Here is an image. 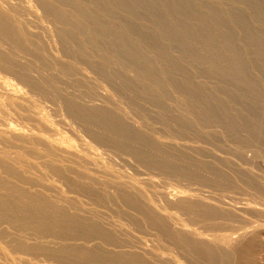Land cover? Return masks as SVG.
Instances as JSON below:
<instances>
[{
    "label": "bare ground",
    "instance_id": "obj_1",
    "mask_svg": "<svg viewBox=\"0 0 264 264\" xmlns=\"http://www.w3.org/2000/svg\"><path fill=\"white\" fill-rule=\"evenodd\" d=\"M31 1L33 7H30V4L28 6V2L25 0H0V40L5 41V44L8 42L11 46V48L8 45L5 46L8 47L7 50L0 41V68L1 71L5 70V73L8 71L10 75L14 74L13 80H17L11 84L0 81V254L5 259V262L0 260V264H12L8 262V259L14 263L18 261V264H179L181 262L180 260L176 263L178 259L170 257L171 254L160 252L158 249L155 251L156 247H154L155 249L152 247L153 250L148 248L145 246L142 236V240L139 239L137 242L139 249L126 248L127 242H131L132 239L129 240V238V241L126 239V242L127 236L124 235V238L123 234L129 235L128 231L131 230H127L128 227L126 228L121 222H107V225L102 227L92 221L94 218H107L108 211L111 209L106 210L103 209L106 206H102L97 211L91 207L93 206L91 204H89L91 206H84L82 200H79L75 194L77 191L87 194L91 199L95 198L94 200L97 199V201L101 199L102 201H99L102 202L101 204L106 201L103 194L111 192L114 194L112 196L109 193L111 197L118 195L123 199V202L125 201V204L135 205L133 208L139 211L137 215L140 213L144 216L145 218H142L147 219L150 226H153L167 243L174 244L172 246L176 245L180 252L188 254L194 264H230L229 258L232 251L242 255L247 254L249 250H252L251 248L254 249L256 246L254 244L261 242V236L264 235L263 207L255 203L239 201L236 195L212 196L204 194L200 190L188 189L170 193L159 179L148 174L140 173L138 177H134L122 173L124 176L119 177L115 174L118 171L109 170L103 166L104 164L101 165L102 162H97L98 158L96 160L93 156L89 158L90 152L87 154L88 157L86 155L85 157L81 155L82 151L79 152L81 149L76 152L69 149L68 145L69 148L65 146L66 141H63L64 144L62 143L61 133L57 131L58 127L56 126L61 127V132L63 131L72 138L74 136L73 140L78 138L87 141L86 144H89L91 148H83L84 151L87 148H89L88 150L94 148L95 154L103 155V152L95 147L86 135L76 130L74 122L77 123L76 125L79 124L78 126L81 125L83 131L97 143H117L132 156L144 162L155 161L159 163L160 167L170 171L185 172L216 188L232 190L236 186L229 182L227 168L234 167L231 165H235L234 160L229 162L225 158L226 156L223 155V157L215 150L213 152L212 149L210 150L203 144L200 145L199 142H207L209 138L210 140L212 138L214 142L215 140L219 142L220 139L215 138L220 137L221 133L233 141L240 142L237 144L253 143L264 149V92L259 91V88H262L260 85H264V76L259 75V77L253 78L252 72H247L242 68V63L252 62L251 64L256 63L255 66L258 63L261 65L260 67L264 64V59L259 58H264L263 0ZM242 4L249 8L251 15L255 18L253 20L257 21L256 27L250 26L253 25L250 24V20H252H249L250 15L246 17L249 22L239 14L238 10L240 9L238 8ZM248 8L246 9L248 10ZM38 9L40 13L37 11ZM20 11H24V13L28 11L33 14L34 19L23 17V12L21 14ZM39 18L46 19L52 26H57L61 32L70 35L82 47L87 37L84 34L86 30L83 29L82 23L97 25V29L101 33L104 32L108 38L106 41H109L111 56L102 55L100 56L102 57L101 61L100 59H98L99 61L88 59L89 55L87 59H84L93 75L79 68H75V71L71 68L73 72L68 70L69 62L66 63L61 59L65 53L61 57L58 55L60 58L56 57L53 60L59 68H50L47 59L42 56L43 53L40 51V42H37V36L44 32L37 35V29L35 28L36 31H34L35 29H32L34 26L30 27V21L34 22ZM108 19L112 20L114 24H105ZM92 28L93 30L89 31H95L94 27ZM51 30L53 31V29ZM57 34L55 35L58 36ZM39 38L41 39V36ZM57 40L62 45V37L61 40L59 37ZM97 42L99 44V40ZM93 43L96 44L94 41ZM63 44L65 45V43ZM88 45L90 47L91 44L88 43ZM43 46L41 45L42 48H44ZM62 47L64 46L62 45ZM97 51H100L99 48L96 49ZM100 54L102 53L100 52ZM50 55L53 56L52 53ZM244 56H256V59L253 61L242 59L241 57ZM117 58L126 60L137 73L134 75L129 71L126 74L120 72L127 84L120 83L121 87L122 85L123 87L128 86L131 89V94L133 91L135 96L137 95V99H141L140 105L142 104L150 110L158 109V118L161 112L166 114L169 117L165 115L168 121L170 119L175 125L177 124V127L184 131V135L187 137L192 140L196 139L197 141H194L197 142L196 144L186 141L176 147L172 142H158L152 136L140 131L138 119L137 122L128 119L123 108L117 103L119 99L117 102L116 100L112 101L110 93L107 92L106 85L103 83L106 81L111 88L115 87L114 84H119L114 80L121 76L117 75L118 78H114V76L119 73L120 67L117 68L119 70L117 73H115L116 69L114 72L111 69V74L115 73L112 75L114 78L112 80L109 76L110 70L107 69V71L103 64L106 61L108 62L107 66L112 63L116 64ZM250 59L252 58L250 57ZM34 60L39 61L43 68L44 66L49 68L39 70L40 67L37 62L36 66L34 65ZM127 62L125 63L127 64ZM32 63L33 65H31ZM82 64L84 63L82 62ZM187 68L194 69L195 72L199 70L202 73L200 75H208V77L217 72L223 75V71L225 74L229 71L230 73L234 72L231 75L234 74L233 79L238 78V81L234 80L237 82L235 85L239 86L230 87L232 82H228L230 83L228 85L226 81L225 84V78H222L224 84L218 83V78L211 79L210 81H213L211 85L202 84L200 81H196L197 79L193 80L192 71L189 73ZM63 70L66 71L63 72ZM66 74L69 77L73 76L76 84L78 82L79 85H84L82 87L85 90L71 93L64 88L62 90L59 88L60 86L56 87L57 85H52L53 87L49 88V85L51 86L54 82L56 84V81L69 84L68 80L72 81L73 79H68ZM0 75L3 77L2 73ZM140 75L149 79L139 78ZM172 75L176 77L172 78ZM9 81L11 82V80ZM118 86L120 87V85ZM126 87L125 89L130 92ZM29 93L32 94L30 96L34 94L43 96L51 93L49 95L54 94L56 98L62 100V103H58L54 98L50 99L54 114L52 123H55L56 129L52 123H49L53 119L46 121L45 118L48 116L45 113L35 108V110L41 111V115L42 113L45 115L43 118L40 113L38 114V111L36 112L32 108L35 105L31 106L30 102L33 101H30L32 97H29ZM124 94L121 93V97L125 101L123 97L131 94ZM118 97L120 98V96ZM35 98L32 100L35 101ZM133 99L136 98L133 97ZM45 104L47 105L46 102ZM132 104L134 106L138 103L133 101ZM136 105L134 107L138 108L139 106ZM49 107L52 109L51 106ZM144 107L139 110L141 111ZM144 111L148 113V111ZM149 112L152 116L148 115L152 119L154 113ZM119 115L125 116L121 120ZM156 116L154 118L158 120ZM141 124L147 125L144 122ZM169 124L170 126L174 125L173 123L167 125L169 126ZM154 127L149 124V129L153 132H158L161 126L155 124ZM63 139L65 140L64 137ZM232 140L231 142H233ZM77 143L81 145L80 142ZM175 147L178 149H173ZM220 151H223L222 148ZM205 154L208 158H204ZM214 162L222 164L225 168L216 166ZM237 171L244 186L252 187L256 192L264 195V174H256L252 169H237ZM145 186L153 188V190L156 189L155 194L157 195L158 192L159 198L163 196L166 202L173 205L167 204L169 208L175 206V209L177 207L186 212L192 219L191 222L200 219L203 223L229 224L235 220L234 210L246 211L248 209L260 214L262 219L249 220L232 231L206 233L183 222L181 217L179 218V214L177 216L175 213L166 212L165 208L162 210L165 204L164 206L159 205V200L155 203L156 201L154 202L152 198H147L148 196L144 195L143 187L145 188ZM146 189L145 193H148L149 189ZM150 193L153 194L151 190ZM154 200L157 199L154 197ZM63 201L77 202V205L80 204V208H77L74 215L69 214L65 210L66 203ZM159 206H162V209L158 208ZM111 208L114 209V207ZM168 209L167 211H169ZM137 215L135 216L138 218ZM135 220L137 219H133L134 222ZM140 220L141 218L139 222ZM26 229L29 231L23 232ZM34 230L38 232L35 233ZM110 230L123 233L124 239L122 237L119 239L122 238L125 242L122 239L121 241L126 244L121 242L123 245L121 243L120 245L116 242L115 245L112 242V237L108 235ZM133 233L135 232L130 235L132 236ZM137 237L139 238V236ZM132 238L134 239V237ZM104 243L113 246L110 251L105 249L109 246ZM5 245L9 246L15 254H11ZM134 249L140 250V252H136L137 250ZM141 252L148 254V261L145 260L146 258L144 259L145 256L140 255ZM41 254L43 256H40Z\"/></svg>",
    "mask_w": 264,
    "mask_h": 264
},
{
    "label": "rangeland",
    "instance_id": "obj_2",
    "mask_svg": "<svg viewBox=\"0 0 264 264\" xmlns=\"http://www.w3.org/2000/svg\"><path fill=\"white\" fill-rule=\"evenodd\" d=\"M25 1H27L28 3H27V5L29 6V4H30V7H33V5L31 4L32 3V1L31 0H25ZM31 2V3H30ZM263 4H264V0H263ZM244 6V9H242V7ZM246 8H248V7H246L245 6V4H242V5H239V8L238 9H240L241 11H243V10H245L246 12H241L240 10H238V12H239V14H241V15H243V17H248L249 15V20L250 19H252V20H248V18H246V20H248L249 22H250V24H253V25H250V26H254V27H256V25L258 24L257 23V21L256 20H253V19H255L251 14V12L249 11V8H248V10L246 9ZM39 13H40V11H39V9L37 10ZM36 11V12H37ZM22 12H23V14H22ZM37 12V13H38ZM247 12H249V13H247ZM20 13L23 15V17H26L27 19H29V17L30 18H32V19H34V17H33V14H31V13H28V11L27 12H25L24 13V11H20ZM19 13V14H20ZM26 13H28V14H26ZM38 13V14H39ZM21 14H20V16H21ZM25 14V15H24ZM40 15V14H39ZM22 17V16H21ZM40 21L39 23H37L38 21ZM36 21H34L33 22V20L32 21H30L31 22V25H30V27L33 25L34 27H32V29H37V31H36V29L34 30V31H36L37 32V35H38V33H41L42 31L45 33V35H44V33L43 34H39L37 37H38V39H37V42L39 43L40 42V44H39V47H40V51L43 53L42 54V56H44V58H46L47 59V61H48V63H49V67L50 68H59L57 65H56V62H53V60L56 58V57H61L62 55H64L63 53H65V55H64V57L62 56L61 57V59H63L66 63L67 62H69L68 64H69V69L68 70H70V71H75L76 69H81V70H83L84 72L86 71V72H88V74H90V75H93L92 74V72H90L91 71V69L90 68H88L89 66H88V64L85 62V60L84 59H87L88 58V55H89V58L88 59H96L97 61H99L98 59H100V61L102 60L101 58L102 57H100V56H111V52H110V48H109V41H106V40H108V38L106 37V34L103 32V33H101V31H99L98 29H97V25H91V23H86V22H84V23H82V27H83V29H85L86 30V32H84V34H86V36L87 37H89V38H87L86 37V42H85V44L83 45V47L82 46H79V44L77 43V42H75V40L74 39H72V37L70 36V35H68L67 33H65V32H61V30L59 29V28H57V26H55V25H53L54 27H55V29H54V27L51 25V23L49 24L48 23V21L46 20V19H44L43 20V18H39V19H37ZM110 19H108L107 21H106V23L105 24H114L113 22H112V20H110ZM105 21H103V22H105ZM247 21V22H248ZM252 21H253V23H252ZM256 21V22H255ZM33 22V23H32ZM257 23V24H256ZM41 26H40V25ZM256 24V25H255ZM37 27H36V26ZM39 25V26H38ZM49 25H51L50 27H49ZM88 25V26H87ZM90 25V26H89ZM86 26V27H85ZM91 27V28H90ZM92 27H94V30L95 31H89V30H93V28ZM42 29V30H40V29ZM49 28H51V29H53V31L51 30V29H49ZM87 28V29H86ZM89 28V29H88ZM39 30H40V32H39ZM49 30V31H48ZM54 30H56L55 32H54ZM84 30V31H85ZM51 32V33H50ZM54 32V33H53ZM92 32H93V34H92ZM100 32V33H99ZM58 33V34H57ZM60 33V34H59ZM95 33H97L96 35H95ZM53 34L54 36H51V35ZM55 34H57L58 36H56ZM63 34V35H62ZM66 34V35H65ZM91 34V35H90ZM99 34H100V36H99ZM49 35V36H48ZM90 35V36H89ZM93 35V36H92ZM103 35H105V37H102ZM39 36H41V39L39 38ZM44 37V38H43ZM52 39H51V38ZM58 37H59V39L61 40V37H62V45L64 46V47H62V45H61V43H59L60 41L59 40H57L58 39ZM98 37V39H96ZM101 37V38H100ZM42 38H43V40H42ZM48 38V39H47ZM65 38V39H64ZM93 38H94V40H93ZM105 38V39H104ZM47 39V40H46ZM90 39V40H89ZM91 39H92V41H91ZM95 39H96V41H95ZM101 39H103V40H101ZM46 42H45V41ZM50 40V41H49ZM73 40V41H72ZM88 40V41H87ZM99 40V44H98V41ZM101 40V41H100ZM1 41V44H2V46L5 48V49H7L8 50V47H10L11 48V46H10V44L8 43V42H6V44H5V41H3V40H0ZM41 41H43V42H41ZM55 41V42H54ZM65 41V42H64ZM69 41V42H68ZM93 41L94 42H96V44H94L93 43ZM74 42V43H73ZM93 44H92V43ZM42 43V44H41ZM45 43H46V45H45ZM63 43H65V45L63 44ZM88 43L89 44H91L90 45V47H89V45H88ZM105 43H108V44H106L105 45ZM3 44H5V45H3ZM49 44H51V45H49ZM101 44V45H100ZM103 44V45H102ZM8 45V47L6 48L5 46H7ZM41 45L44 47V48H42L41 47ZM54 45V46H53ZM87 45V46H86ZM48 46V47H47ZM51 46V47H50ZM92 46H94V47H92ZM105 46V47H104ZM52 48V49H51ZM63 49V51H62V49ZM64 48H65V50H64ZM82 48H84V49H82ZM99 48V50L100 51H97L96 52V49H98ZM109 48V49H108ZM55 49V50H54ZM57 49V50H56ZM82 49V50H81ZM94 49H95V51H94ZM105 49V50H104ZM50 50H52L51 52H50ZM72 50V51H71ZM74 50V51H73ZM90 50V51H89ZM94 52H93V51ZM50 53H49V52ZM54 51H55V54H54ZM102 53V54H100L99 55V53ZM52 53V55L53 56H51L50 54ZM71 53V54H70ZM105 53H108V54H110V55H108V54H105ZM48 54H49V56H48ZM98 54V55H97ZM47 55V56H46ZM59 55V56H58ZM81 55V56H80ZM84 56V57H83ZM97 56H99L98 58H97ZM48 57H50V58H48ZM59 57V58H60ZM92 57V58H91ZM250 57L252 58V59H250ZM29 58H31V57H29ZM51 58H53L52 60H50ZM242 59L244 58V59H246V60H250V61H253L254 59H256V56H244V57H241ZM258 58V57H257ZM259 58H261V59H264V58H262V57H259ZM66 59V60H65ZM50 60V61H49ZM80 60V61H79ZM104 60V59H103ZM118 60V61H117ZM117 63L116 64H111L110 62H109V64H111V65H114V66H111V65H109V66H107L108 64H106V63H108L107 61L105 62V63H103L104 64V66H105V68H106V70L108 69V70H110L109 71V76L111 77V79L112 80H114V78L115 77H117V75H118V77L119 76H121L120 78H118V79H116L115 78V83H119V84H114V86L118 89H116L114 86H112V87H114V88H111L109 85V83H107L106 81H104L103 83L106 85V90H107V92L108 93H110L109 94V96L111 97V100L112 101H115L116 100V102L118 101V99H119V101L117 102L122 108H123V110H124V112H125V115H127V117H128V119L130 118V119H133L135 122H137V119L139 120L138 121V124L140 125L139 126V129H140V131L141 132H143V133H145V134H148V135H150V136H152L155 140H157L158 142H163V143H174L175 145H176V147L177 146H180L181 144L180 143H185L186 141H187V143H191V144H196L197 142H194V141H197L196 139H191V138H189V137H187L186 135H184V131H181L178 127H177V124L175 125V123L172 121H170V119H169V121H168V119H167V115L166 114H162V112L160 113V117H162V118H158V116H159V111H157L158 109H149L148 107H144L142 104V106L140 105V101H141V99L140 98H138L137 99V95L135 96V93L132 91V94H134V95H132L131 94V89L127 86H124L123 87V85H125L126 83H125V81H124V78H122V75H121V73L120 72H124L125 74L126 73H131V74H134V75H136L137 73L133 70V68H131V66H130V64L126 61V60H122L121 58L119 59V58H117L116 60H115ZM120 61H122V62H120ZM36 62L37 61H33V63H34V65L36 66ZM51 62V63H50ZM77 62H79V63H77ZM82 62L84 63V64H82ZM125 62H127V64L125 63ZM33 63L31 64V65H33ZM38 64L37 65H39L38 67H40L39 68V70H42V69H48L49 67H47V66H44V68H43V65L41 64V63H39V61L37 62ZM121 63V64H120ZM123 63V64H122ZM252 63V62H251ZM251 63H242V68H244V70H247V72L249 71L250 73H249V76L251 75L253 78H257V77H259V75H262V76H264V64H262V67H260L261 65H258V63H257V66H255V64L256 63H253V64H251ZM52 64H54V65H52ZM79 66H78V65ZM106 64V65H105ZM120 64V65H119ZM245 64V65H244ZM73 65V66H72ZM127 65V66H126ZM250 65H252V66H250ZM52 66V67H51ZM117 66V67H116ZM129 66V67H128ZM250 66V67H249ZM74 67V68H73ZM82 67V68H81ZM108 67V68H107ZM112 67H114V68H112ZM116 67V68H115ZM120 67V68H119ZM255 67V68H254ZM42 68V69H41ZM71 68H72V70H71ZM76 68V69H75ZM117 68H119L120 69V71L117 69ZM121 68H123L122 70H121ZM193 68L196 70V68L193 66ZM193 68H191V69H193ZM254 68V69H253ZM258 68V69H257ZM260 68H261V71H260ZM75 69V70H74ZM111 69L113 70V72L115 71L114 69H116V71H115V73H117V70L119 71V73H117L116 74V76H114V78H112L113 76V74L115 75V73H113V74H111L112 73V71H111ZM187 69H189L188 71H189V73H190V71H192L191 72V76L193 77V80H196V81H200V83H202V84H205V85H211L212 83L211 82H213V81H210L211 79L213 80L214 78H218L219 79V82L218 83H223V81H222V78L224 79L225 78V80H224V83L226 82L228 85H230V83H228V82H232L231 83V85H230V87H234L235 88V86H239V85H235V83H237L236 81H238V78H234L233 79V77H234V74L233 75H231L232 73H234V72H231L230 73V71L229 72H226V74H225V72L223 71V73H224V75L223 74H221V73H219V72H217L216 74H215V76H214V74H211L209 77H208V75H203L204 76V79H203V76L202 75H200V74H202L198 69V71L200 72H198V71H196L195 72V70L193 69V70H190V68H187ZM2 69L0 68V71H1ZM67 70V71H68ZM107 70V71H108ZM5 70H3V71H1L0 72V74L2 73V75H3V77L0 75V81L1 82H6V83H14V81L15 82H17V80L16 79H14L13 80V78H15V75L11 72V74H13V75H10V72H8V71H6V73L4 72ZM66 70H63V72H65ZM69 71V72H70ZM72 71V72H73ZM129 71V72H128ZM194 72V73H193ZM259 72V73H258ZM7 73H9V74H7ZM71 73V72H70ZM108 73V72H107ZM194 75H193V74ZM230 73V74H229ZM261 73V74H260ZM6 74V75H5ZM131 74H129V75H131ZM227 74H228V76H227ZM176 75V74H175ZM220 75V76H219ZM223 75V76H222ZM225 75H226V77H225ZM229 75H230V77H229ZM247 75H248V73H247ZM5 76H6V78H5ZM11 76V77H10ZM14 76V77H13ZM66 76H67V78L69 77V75H67L66 74ZM71 76V75H70ZM177 76V75H176ZM176 76H173L172 75V78H175ZM205 76H206V78H205ZM217 76V77H216ZM222 76V77H221ZM250 76V77H251ZM255 76V77H254ZM221 77V78H220ZM236 77V76H235ZM251 77V78H252ZM9 78V79H8ZM11 78V79H10ZM73 79V76L72 77H69L68 79ZM122 78V79H121ZM139 78H144V79H146L147 77H145V76H142V75H140L139 76ZM201 78V79H200ZM210 78V79H209ZM5 79V80H4ZM121 79V80H120ZM147 79H149V78H147ZM146 79V80H147ZM233 79V80H232ZM9 80H11V82L9 81ZM74 80V79H73ZM72 80V81H73ZM122 80H123V82H122ZM8 81V82H7ZM72 81L71 80H68V83L69 84H62V82L61 83H59L58 81H56V84H54V83H52L51 84V86L49 85V88L50 87H53L52 85H57L56 87H59V88H62V90H63V88H64V90H66V91H68V92H77V91H84L85 90V88H83L82 86H84V85H79L80 83H78L77 81V84L75 83V80L73 81V83H72ZM113 81V82H114ZM134 81V80H133ZM149 81V80H148ZM202 81V82H201ZM209 81V82H208ZM241 81V80H240ZM72 83V84H71ZM123 83V85H122V87H121V84ZM223 83V84H224ZM225 83V84H226ZM233 83H234V85H233ZM239 83V82H238ZM109 84V85H108ZM214 84V83H213ZM239 84H241V82L239 83ZM73 85V86H72ZM118 85H120V87L118 86ZM127 85V84H126ZM118 86V87H117ZM153 86V85H152ZM262 88H259L260 90L259 91H261V92H264V85H260ZM78 87H82L81 89L80 88H78ZM125 87L126 88H129V90H130V92L128 91V89L126 90L125 89ZM67 88V89H66ZM121 88V89H120ZM123 88V89H122ZM79 89V90H78ZM112 89H113V91H112ZM125 89V90H124ZM71 90V91H70ZM115 90H116V92H119V90H120V92L119 93H116L115 92ZM121 90H124L123 92L124 93H128V95L129 94H131L130 96H127L126 94H124ZM114 92V93H113ZM121 93H122V95L124 94V95H126L125 97H123V98H125V101H124V99H122V95H121ZM49 94H51V93H49ZM47 95V94H45V95H43V96H38V95H36V94H34L33 96H30V95H32V94H30L29 93V97H32V98H30L31 100L30 101H33V102H30V104H31V106L33 105H35V107H32L34 110H35V108H38L39 110H41L43 113H45V115L46 116H48V118L46 117L45 118V120L46 121H48V120H50V119H53V121L51 120L49 123H52V122H54V114H53V106H52V102H51V100L50 99H52V98H54V100L55 101H57L58 103H62V100L60 99V98H56L55 96H54V94H52L53 95V97H52V95ZM38 96V97H36V96ZM47 95V96H46ZM114 95V96H113ZM116 95H117V97L118 96H120V98L118 97H116ZM45 96V97H44ZM36 97V98H35ZM47 97H50V98H47ZM132 97V98H131ZM133 97L134 98H136V99H133ZM33 98H35V101L34 100H32ZM37 98H39L38 100H37ZM40 98H41V100H40ZM46 98V99H45ZM116 98V99H115ZM131 98V99H130ZM133 99V100H132ZM45 100V101H44ZM49 100V101H48ZM131 100H132V102L133 101H137V103L139 104H135L136 106H139L138 108L136 107H134L133 106V104H132V102H131ZM40 101H41V103H40ZM42 101H44V102H42ZM139 101V102H138ZM45 102L47 103V105L45 104ZM33 103V104H32ZM34 103H36V104H34ZM135 103V102H134ZM41 104V105H40ZM45 104V105H44ZM44 105V106H43ZM49 106H51V108L52 109H50V107ZM134 108H133V107ZM43 107V108H42ZM45 107V108H44ZM141 107H144V109H142L141 111L139 110ZM173 107H175V106H173ZM173 107H172V109H173ZM146 108V109H145ZM149 109V111H151V113H156L155 115L153 114V117H152V119L150 118L151 116H152V114H149L150 112L148 111V109ZM171 108V107H170ZM38 109H36L35 111L37 112L38 111ZM179 110H180V108H178ZM144 110H146V111H148V113L147 112H145ZM154 110V111H153ZM41 111L39 112L38 111V114L40 113V116H42L43 118L45 117V115L42 113V115H41ZM142 111H144V112H142ZM153 111V112H152ZM175 112H177V111H175ZM52 115H51V114ZM145 113V114H144ZM151 115V116H149V115ZM158 114V115H157ZM162 114V115H161ZM124 115V116H125ZM157 115V116H156ZM167 117H166V116ZM50 116H52L51 118H50ZM124 116L123 115H119V119H123L124 118ZM154 116H156L157 118H158V120L156 119V118H154ZM164 117V118H163ZM169 118V117H168ZM48 119V120H47ZM136 119V120H135ZM161 119V120H160ZM163 119V120H162ZM164 119H165V121H167V122H165L164 121ZM144 120H146V121H144ZM149 120V121H148ZM24 121H26V120H24ZM155 121V122H154ZM140 122V123H139ZM142 122H144V124H147L146 126H144V125H142L141 123ZM164 122V123H163ZM19 123V122H18ZM166 123V124H165ZM168 123H173L174 125H172L171 124V126H170V124H169V126L171 127H169L167 124ZM74 124H75V128H77L76 130H78V132H80L81 134H83V135H86L87 136V138H88V140L95 146V147H97L99 150H101V152H103V155L102 156H98L97 154H95L94 152H95V150H93L94 148H92V149H90V150H88L89 148H91L90 147V145L88 144H86L87 143V141H85V140H79L78 138H76V139H74L73 140V138H75L74 136H73V138L70 136V135H68V134H66V133H64L63 131L61 132V130L62 129H60L61 127L60 126H56V127H58L57 128V131L58 132H60L61 133V138H62V143L64 144V142L63 141H66L65 142V146H67L69 149H72V150H74V151H78V150H80L79 152H81V155L82 156H87V154L90 152L91 153V155H90V153L88 154L89 155V158H90V156H93L94 158H95V160L98 158V161L97 162H99V163H101V165H103V166H105L106 168H108L109 170L110 169H112L113 171H118V172H120L119 174H118V172H116L115 174H117V175H119V177H122L121 175H128V176H134V177H138L139 176V174L141 173V174H148V175H151V176H154L155 178H157V179H159V181L161 182V184H164L165 186H166V188H168V190H169V192L170 193H175V192H177V191H180V190H183V189H188V190H200V191H202L204 194H210V195H212V196H218V195H222V196H230V195H236V197H237V200H239V201H242V202H250V203H255V204H257V205H259V206H261V207H263L264 208V195H262V194H259L258 192H256L252 187H246V186H244V183H243V181L238 177V175H237V173H238V171H237V169H252V170H254L255 171V173L256 174H259V175H263L264 174V149L263 148H261V147H259L258 145H256V144H253V143H241V144H237V143H240V142H237L236 140H232V139H230V138H227V137H225L224 136V134H221L220 133V135L222 136H220V137H217V138H215V139H217L218 140V138L220 139L219 140V142H216V140H215V142H216V144H215V142L213 141V139L211 138V140H210V138L208 139V141H213V142H203V143H200L199 142V144L200 145H204L205 147L207 146V147H209L210 148V150L212 149V151L213 152H215L216 151V153H219V154H221L222 156L224 155V156H226L225 158L229 161V162H232L233 160V163L235 164V165H233V164H231L232 166H234L232 169H228L227 168V171L229 172V182L231 183V184H233V185H235L236 187H233L232 188V190L230 189V188H216L215 186H213V185H211V184H208V183H205V182H203L202 180H200V179H198V178H196L195 176H193V175H190V174H188V173H185V172H175V171H170L169 169H167V168H163V167H160V165H159V163H156L155 161H151V162H144V161H142V160H140V159H138V158H136V157H134V156H132L128 151H126L125 149H123L119 144H117V143H114V142H101V143H97V142H95L94 140H92L91 139V137L90 136H88L87 134H86V132H84L83 131V129H82V126L80 125V126H78V125H76L77 123H75L74 122ZM149 124H151L152 125V127L153 128H155L154 126H155V124H156V126H161V127H159L160 129H159V131L158 132H153V131H150V129H149ZM154 124V125H153ZM52 125L55 127V123H52ZM168 126V127H167ZM175 126H176V128H175ZM56 127H55V129H56ZM178 128V129H177ZM59 129V130H58ZM79 133V134H80ZM63 134V135H62ZM65 135H67V136H65ZM184 136H185V138H184ZM63 137L65 138V140L63 139ZM66 137H68V139H66ZM70 137V138H69ZM82 137V136H81ZM232 137V136H231ZM179 138V139H178ZM228 139H230V140H228ZM76 140H78L77 142H80L81 143V145L79 144V143H77L76 142ZM190 140H192V141H190ZM221 140H223V142H221ZM227 140V141H226ZM231 140L233 141V142H231ZM82 141H83V144H82ZM84 141H85V143H84ZM174 141V142H173ZM178 141H179V143H178ZM184 141V142H183ZM229 141V142H228ZM176 142V143H175ZM193 142V143H192ZM227 142V143H226ZM70 143V144H69ZM209 143V144H208ZM226 143V144H225ZM232 143V144H231ZM77 144V145H76ZM78 144H79V146H78ZM231 144V145H230ZM249 144V145H248ZM210 145H212V146H210ZM222 147H221V146ZM74 146V147H73ZM81 146V147H80ZM83 146V147H82ZM227 146V147H226ZM230 146V147H229ZM244 146V147H243ZM38 147H40V146H38ZM86 147H89V148H87V149H85V151H84V149L83 148H86ZM173 148V149H175V150H177L178 148ZM41 148V147H40ZM221 148H222V150L223 151H220L221 150ZM77 149V150H76ZM219 149V150H218ZM242 149V150H241ZM86 150H87V152H86ZM215 150V151H214ZM84 151V152H83ZM249 151V152H248ZM78 152V153H79ZM233 152V153H232ZM238 152V153H237ZM241 152V153H240ZM85 153V154H84ZM229 153V154H228ZM80 154V153H79ZM94 154V155H93ZM241 154H242V156H241ZM85 156V157H86ZM205 156L206 157H204V158H208L207 157V155L205 154ZM223 156V157H224ZM88 157V156H87ZM93 157H91V158H93ZM229 157V158H228ZM232 159H231V158ZM232 160V161H231ZM214 164L216 165V166H222V168H225V167H223V165L222 164H220V163H218V162H214ZM111 170V171H112ZM112 171V172H113ZM123 173V174H122ZM123 175V176H124ZM168 183H170V184H168ZM172 183V184H171ZM171 186V187H170ZM145 188H147V189H149V190H147L148 191V193H145ZM145 188L143 187V193H144V195L146 194L148 197L147 198H152L153 199V201L155 202V203H157V201H158V203H159V205H163L164 206V204H165V207H163V209H162V206H159L158 208H160V209H162V210H164V208L166 209V210H164V211H166V212H169V213H175V214H177V216H178V214L180 215L179 216V218L181 217V220H183V222H186V223H189V224H191L192 226H195L198 230H201V231H203V232H206V233H214L215 231H223V230H225V231H232V230H235V229H237V228H239V227H241L243 224H245L247 221H249V220H261L262 219V216L260 215V214H258L257 212H255L254 210H251V209H248V210H246V211H235L234 210V215H235V220L232 222V223H229V224H225V223H211V222H205V223H203V222H201V220L199 219H197V220H195L194 222H191L192 221V219L191 218H189V216H188V214L186 213V212H184L183 210H181V209H179V208H177L176 207V209H175V206L172 208L171 206H173V205H171L170 203H168V202H166L165 201V199L163 198V196H161V198H159L158 197V195H160L158 192H157V195L155 194L156 192V189H154L153 190V188H149V187H147V186H145ZM235 188H237L236 190H235ZM65 190H66V188H65ZM150 190H151V192H153V194L152 193H150ZM236 191V192H234V191ZM64 191V190H63ZM238 191V192H237ZM111 195L113 194V193H111V192H109ZM109 193H104L103 195L105 196L104 197V199L106 200V201H104L103 202V204H101L102 202H99V201H102L101 199L100 200H98L97 201V199L96 200H94L95 198H90L87 194H84L83 192H80V191H77L75 194L79 197V200H82V204L84 205V206H88L89 204H91V205H93V206H91V205H89V206H91V207H94V209H96L97 211H99V209H101L102 208V206L104 207V206H106V207H108V208H106V207H104L103 209H106V210H109V209H111V210H109L108 212H109V215L107 216V218H94V219H92V221H94V222H96L97 224H99L100 226H105V225H107V222H121L126 228H127V230H131V231H128V233H129V235L132 233V232H135V233H133V235L131 236H129L128 234L126 235V234H123V233H119L118 231L116 232V231H113V230H110V231H108V235H110V237H112V242H114L115 243V245L118 243V244H120L122 241H124L123 239L125 238V236H127V238H125V241H126V239H127V241H129V240H131V242L129 241V243L127 242V246H126V248H138L139 249V247H138V244H137V242H138V240L139 239H141V236L143 237V241H145V243L144 244H146L145 246H147L148 248L150 247V249H152V247H153V249H155L154 247H156V249H155V251H157V249H158V251H160V252H164V253H166V254H171V255H169L170 257L172 256L173 258H175V260L176 259H178L177 261H176V263H178L180 260H181V262H179V264L181 263V264H194L193 263V261H192V259H191V257L188 255V254H186V253H184L183 251H181L180 252V249L178 248V247H176V245L175 246H172V245H174V244H171V243H167V241L166 240H164V237H161V235L158 233V231L156 230V229H154L153 228V226H150L151 224L149 223V222H147V219H144L145 217L144 216H142V215H140V213H138V215H137V212H139L138 210L136 211V209L135 208H133V207H135V205L134 206H132L133 204H125V201L123 202V199L122 198H120V197H118V195L116 196V197H111V195L109 194ZM109 194V195H108ZM150 194V195H149ZM155 194V195H154ZM114 195V194H113ZM112 195V196H113ZM151 195H153L152 197H151ZM106 196H107V198H106ZM110 197V198H109ZM154 197H155V199H157V200H154ZM159 199H158V198ZM103 198V197H102ZM111 198H112V200H111ZM114 198V199H113ZM118 198V200H116ZM120 198V199H119ZM103 199V200H104ZM122 199V200H121ZM164 199V200H163ZM60 200H62V199H60ZM95 202H94V201ZM114 200H116L115 202H114ZM113 201V202H112ZM118 201V202H117ZM121 201H122V203H121ZM64 203H66V211L69 213V214H72V215H74L75 214V211L76 210H78L77 208H80V204L79 205H77V202H66V201H63ZM106 202V204H104ZM111 202V203H110ZM95 203H97V204H95ZM119 203V204H118ZM121 203V204H120ZM107 204H108V206H107ZM125 204V205H124ZM170 204L171 206V208H172V210H171V208H169V206L168 205ZM110 205V206H109ZM157 205V204H156ZM120 208H118V207ZM130 206V207H129ZM99 207V208H98ZM111 207H114V209H112ZM123 207V208H122ZM167 207V208H166ZM117 208V209H116ZM133 208V209H132ZM169 208V209H168ZM126 209V210H125ZM130 209H132L131 211H129ZM167 209L169 210V211H167ZM117 210V211H116ZM174 210V211H173ZM115 211V212H114ZM124 211H126V212H124ZM133 211V212H132ZM172 211V212H171ZM119 212V213H118ZM123 212V213H122ZM121 213V214H120ZM128 213H130V214H127ZM118 214V215H117ZM124 215H125V218H124ZM133 217H131V216ZM135 215H137L138 216V218L135 216ZM136 218H135V217ZM129 217H130V219H129ZM142 217H144V218H142ZM141 218V220H140V222H139V219ZM131 219H132V221H133V219H137V220H135V222L133 221H131ZM198 221H200L199 223H195V222H198ZM147 223V224H145V223ZM140 225V226H139ZM149 225V226H148ZM137 226V227H136ZM149 228H148V227ZM142 227H144V228H142ZM152 227V228H151ZM142 228V229H141ZM153 229V230H152ZM153 232H152V231ZM28 232L29 230L28 229H26V230H24L23 232ZM30 231H32V230H30ZM33 232H38V231H33ZM41 233V232H40ZM39 233V234H40ZM156 233V234H155ZM120 236H119V235ZM122 234H123V237H122ZM134 234H138V235H134ZM125 235V236H124ZM137 236H139V238L137 237ZM119 237H122L121 239H122V241H121V239H119ZM132 237H134V239L132 238ZM113 238H115V239H113ZM130 238V239H129ZM129 239V240H128ZM116 240V241H115ZM117 240H120L119 242L117 241ZM142 240V239H141ZM124 241V242H125ZM112 242H111V244H112ZM117 242V243H116ZM124 242H122V243H124ZM229 242H231V241H229ZM121 243V244H122ZM106 246H109V247H106L105 249L106 250H108V251H110L111 250V247H113V246H111V245H109V244H106V243H104ZM120 244V245H121ZM126 243H124V245H125ZM129 244H130V246H129ZM171 244V245H170ZM113 245V244H112ZM123 245V244H122ZM134 245H137V246H134ZM254 245H256L255 247H254ZM253 245V247H254V249L253 248H251L252 250H249L248 252H249V254H248V252H247V254H242L241 255V253H239V252H233L232 251V254L230 255V258H229V263L230 264H264V235H262L261 236V242L259 241L258 243H256V244H254ZM6 246V245H5ZM11 254H15L10 248H9V246H6L5 247ZM160 248V249H159ZM152 249V250H153ZM134 250H137V249H134ZM163 250V251H162ZM251 251V252H250ZM135 252V251H134ZM136 252H140V250L138 251H136ZM168 252V253H167ZM182 252H183V254H182ZM181 253V254H180ZM234 253V254H233ZM237 253V254H236ZM140 255L142 256V257H144V259L145 260H149L148 258V254L146 255V253L144 254V253H140ZM174 255V256H173ZM237 255H238V258H237ZM246 255H248L247 257H245ZM40 256H43L42 254L40 255ZM147 256V257H146ZM183 256V257H182ZM185 256H187L186 258H185ZM241 256V257H240ZM242 256H244V257H242ZM182 257V258H181ZM188 258V259H187ZM242 258V259H241ZM235 259V260H234ZM0 260L2 261V262H5V259H4V257L2 256V254H0ZM16 261H17V259H15ZM188 262H187V261ZM235 261V262H234ZM8 262H11L12 264L14 263V262H12L10 259H8ZM18 262V261H17ZM17 262H15L14 264H18ZM242 262V263H241Z\"/></svg>",
    "mask_w": 264,
    "mask_h": 264
}]
</instances>
